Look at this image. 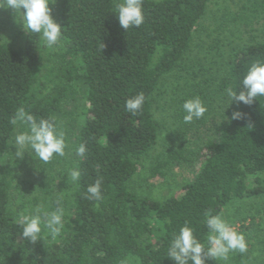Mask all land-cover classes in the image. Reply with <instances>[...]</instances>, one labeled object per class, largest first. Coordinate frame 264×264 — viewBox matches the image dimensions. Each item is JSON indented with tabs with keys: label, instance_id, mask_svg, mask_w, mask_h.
Instances as JSON below:
<instances>
[{
	"label": "trees",
	"instance_id": "1",
	"mask_svg": "<svg viewBox=\"0 0 264 264\" xmlns=\"http://www.w3.org/2000/svg\"><path fill=\"white\" fill-rule=\"evenodd\" d=\"M57 1L56 22L66 52L48 93H39L33 76L41 59L40 38L26 32L19 50L0 40V264H120L126 258L131 264H175L167 251L185 221L203 242L205 213L223 214L233 204L264 196V97L252 105H230L228 119L195 156L198 168L177 196L163 202L137 197L130 185L159 136L153 95L161 78L179 67L212 0H143L144 23L128 30L119 25L116 0ZM262 18L264 0H253L243 20ZM256 60L264 61V41L238 48L221 89L239 91ZM78 85L85 90V101L68 144V162L71 169L79 167L81 179L73 183L68 178L64 184L61 235L53 240L45 231L33 244L22 237L17 223L25 212L15 207V175L2 166L14 149L16 127L23 130L10 120L24 107L38 118L55 117L60 126L63 105L74 99ZM141 92L145 103L132 115L125 101ZM197 96L201 99L192 95L181 104ZM235 111L244 117L232 120ZM185 114L181 109L180 117ZM81 144L86 152L78 157ZM155 160L151 178H164L189 162L176 151ZM101 177L102 200L86 199L87 187ZM249 226L242 225L239 232H249ZM207 264H264V238L257 247L248 245L247 253L233 252L226 262Z\"/></svg>",
	"mask_w": 264,
	"mask_h": 264
},
{
	"label": "rangeland",
	"instance_id": "2",
	"mask_svg": "<svg viewBox=\"0 0 264 264\" xmlns=\"http://www.w3.org/2000/svg\"><path fill=\"white\" fill-rule=\"evenodd\" d=\"M159 1V0H156ZM53 18L58 20V1L50 0ZM120 0H116V3ZM253 0H212L206 7L205 15L196 26L190 49L182 58L179 67L161 78L153 95L152 114L158 124L159 136L156 146L142 159L130 190L140 198L163 202L177 196L183 185L195 174L198 164L195 156L208 142L217 137L216 130L230 115L231 106L226 91L220 85L231 56L243 44L264 41V19L244 21ZM21 17L14 10H0V40L14 50L24 46L26 31ZM66 48L60 41L52 49L40 43L41 59L33 76L41 95L48 93L55 85V76L62 66ZM199 95L207 108L201 119L185 123L180 117L181 101L189 96ZM85 101V90L77 86V95L63 105L60 127L65 132L66 143H70L76 131L75 119ZM61 117V116H60ZM22 131L16 127L15 134ZM69 146L64 157H54L43 163L25 153L23 159L11 155L3 159L2 166L15 175L13 186L18 190L15 207L24 209L25 214L33 213L37 206L52 212L65 204L64 184L67 183ZM181 152L189 159L168 172L164 178H151L150 169L155 159H164L167 152ZM223 216L236 229L249 226L243 234L248 245L260 244L264 238V196L229 206ZM247 220L243 222V219ZM50 236V235H49ZM51 237V236H50ZM257 253V252H256Z\"/></svg>",
	"mask_w": 264,
	"mask_h": 264
},
{
	"label": "clouds",
	"instance_id": "3",
	"mask_svg": "<svg viewBox=\"0 0 264 264\" xmlns=\"http://www.w3.org/2000/svg\"><path fill=\"white\" fill-rule=\"evenodd\" d=\"M50 0H0V10H14L21 17L23 30L27 33L36 34L43 45L52 49L59 46L62 39V27L53 16L49 7ZM116 17L121 28L140 27L145 20L143 12V0H120L115 4ZM229 101L228 107L236 102L244 105H252L258 98L264 97V61L256 60L247 68L241 81L239 91L231 86L226 88ZM146 97L143 92L138 93L125 101V109L132 115H138ZM185 123H191L194 119H201L207 111L200 97L186 99L182 105ZM244 113L235 111L232 120H240ZM10 123L23 128L14 136L15 157L23 159L25 153L48 163L54 157H64L66 154L65 132L57 124L55 117L38 118L30 114L24 107L16 110ZM86 148L81 144L76 149V155L83 157ZM68 176L73 183L81 179L79 167L68 171ZM102 177L94 184L87 187L85 198L88 200L101 201ZM64 210L57 208L47 212L42 206H37L31 214H21L17 223L22 228V237L35 244L42 239L45 231L53 240L59 237L64 230ZM204 225L207 235L203 242L194 235V229L188 221H185L179 232L170 241L167 255L175 264H207V261L226 262L230 253H247L248 242L245 236L224 218L223 214L212 215L205 213ZM120 264H131L127 258ZM137 264L139 262L137 261Z\"/></svg>",
	"mask_w": 264,
	"mask_h": 264
}]
</instances>
